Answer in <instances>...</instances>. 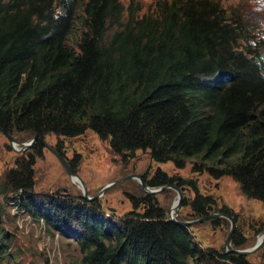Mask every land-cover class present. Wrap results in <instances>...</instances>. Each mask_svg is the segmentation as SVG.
Returning a JSON list of instances; mask_svg holds the SVG:
<instances>
[{"label":"trees","instance_id":"trees-1","mask_svg":"<svg viewBox=\"0 0 264 264\" xmlns=\"http://www.w3.org/2000/svg\"><path fill=\"white\" fill-rule=\"evenodd\" d=\"M148 1L154 11H143L140 0H0V130L38 136L4 174L0 197L22 196L19 205L55 230L77 226L71 239L83 264H250L202 248L151 195L129 196L132 211L117 222L93 208L35 198L41 139L90 130L122 157L148 151L178 170L198 158L195 172L230 177L243 196L264 202V63L245 46L250 31L239 4ZM146 183L188 185L198 218L215 204L161 170ZM4 205L0 199V259L17 264L2 228ZM232 244H243L236 231Z\"/></svg>","mask_w":264,"mask_h":264},{"label":"rangeland","instance_id":"rangeland-1","mask_svg":"<svg viewBox=\"0 0 264 264\" xmlns=\"http://www.w3.org/2000/svg\"><path fill=\"white\" fill-rule=\"evenodd\" d=\"M140 2L143 5V11L155 10L156 5L153 2L148 0H140ZM259 2L261 7H257L251 0H239V12L244 14V19L251 29L249 33L252 32L254 36L250 39L254 40L250 43L251 45L245 46L251 50H258L260 53L257 56H260L259 59L264 63V41H257L263 40L261 33L264 35L262 32L264 31V5L263 0ZM259 42L261 46H257ZM241 45L244 43L241 42ZM12 137L19 143H26L32 135L15 133ZM43 140L49 148L44 147L42 157L37 158L33 166L34 195L37 200L54 197L80 206L83 210L93 208L102 219L117 222L132 211L129 196L139 198L146 193L138 180L134 178L114 184L104 192H101L102 188L108 183L137 174L141 175L145 184L149 186L146 182L151 180L158 170H161L169 177L176 176L186 182L194 183L201 195L211 196L215 204L209 210L210 214L225 207L236 215L235 220L239 222L236 223L235 231L238 232L243 244L235 248L231 242V248L250 249L264 234V202L243 196L238 183L230 177L214 179L205 171L195 172L194 164H201L198 158H191L185 168L178 170L171 162L164 164L153 162L148 151L138 150L132 155L122 157L113 153L108 141L100 140L90 130L75 138L48 134ZM50 149L66 160L70 168L71 164L75 165L74 170L71 169L82 180L86 193L78 183L72 182L65 168ZM26 150L14 151L0 132V183L3 181L4 174L14 168L16 159L24 157ZM180 189L183 200L175 220L184 222L201 218H198L191 208L195 198L194 190L188 185ZM176 194L173 189L167 188L151 196L156 206L164 210L166 216L170 218L172 205L177 198ZM83 196H87L88 199L86 200ZM9 197H11L9 200L0 197L5 204L2 228L8 234L9 253H17V264H83L75 239H71L75 231H78L75 224H73L75 227L67 231L68 233L55 230L19 205L18 201L22 196L13 194ZM220 218L222 217L189 226L194 240L202 248H213L223 252L231 222ZM215 219H219L220 222L214 224ZM245 257L250 264H263L264 246ZM3 263L0 259V264Z\"/></svg>","mask_w":264,"mask_h":264},{"label":"water","instance_id":"water-1","mask_svg":"<svg viewBox=\"0 0 264 264\" xmlns=\"http://www.w3.org/2000/svg\"><path fill=\"white\" fill-rule=\"evenodd\" d=\"M0 132L5 136V138L10 143V146L12 147V149L14 151H16V152H21V151H24L26 149H29L32 146V144L36 141V139L38 138L37 135H33L32 138L28 142L19 143V142H17V140L14 137L9 136L7 134H4L2 130H0ZM41 141H42V143L44 144V146L46 148H49L48 145L43 140V138L41 139ZM54 154L59 159V161L62 164V166L65 168V170H66L68 176L71 178L72 182L78 183V185H80L82 187L84 193H86V189L84 187V184H83L82 180L79 178L78 174L75 173L70 168V166L68 165L66 160H64L62 157H60L57 153H54ZM129 178H134V179L138 180L139 184L141 185L142 190L146 193V195H154L155 193H160V192H162L163 190H165L167 188L173 189L177 193L176 194L177 198H176V201L174 202V204L172 205V212H171V215H170L169 219L174 221V222H176L177 224H180V225H183V226H190V225L201 223L203 221H206V220H209V219H212V218H217V217H222V218H225V219L229 220L231 222V227H230V231L228 233V236H227V238L225 240V246H224L223 252L229 251V252H233L234 254H237V255H240V256H245V255H248V254H251V253H254V252L260 250L264 246V234H263L258 239L256 244L250 249L239 250V249L231 248L232 235H233L234 230H235V222H234V219L231 216H229V215H227L225 213L214 212L213 214L203 216V217H201L199 219H196L194 221H184L183 222V221L175 220V217L177 216V214H178V212H179V210L181 208V205H182L183 194H182V191H181V189L179 187H177L175 185H172V184H166V185H163V186H160V187H156V188L153 187L151 189L149 186H147L145 184V182L142 179V176L137 174L135 176H129V177H126V178H122V179L118 180L117 182L108 183L102 188L101 192H104L108 188L113 186L114 184L120 183V182H122V181H124L126 179H129ZM83 197L86 200L88 199L87 196H83ZM210 209L211 208L209 207V210ZM172 215H173V217H172Z\"/></svg>","mask_w":264,"mask_h":264},{"label":"clouds","instance_id":"clouds-1","mask_svg":"<svg viewBox=\"0 0 264 264\" xmlns=\"http://www.w3.org/2000/svg\"><path fill=\"white\" fill-rule=\"evenodd\" d=\"M244 21H245V19H244ZM246 22V28L247 29H249V31H251V29L249 28V23L247 22V21H245ZM264 28V27H263ZM263 33H264V31H262ZM246 37H247V39H249V43H251V42H253V41H251L250 39H252L254 36H253V34H252V32L250 33V35H245ZM261 38L263 39V40H261V39H258L257 41H264V35L261 33Z\"/></svg>","mask_w":264,"mask_h":264},{"label":"flooded vegetation","instance_id":"flooded-vegetation-1","mask_svg":"<svg viewBox=\"0 0 264 264\" xmlns=\"http://www.w3.org/2000/svg\"><path fill=\"white\" fill-rule=\"evenodd\" d=\"M214 211H215V210H213V212H214ZM216 212H219V210H218V211H216ZM221 213H223V212H221ZM209 214H210V212H209ZM209 214H208V215H209ZM231 217L234 219V222H235V230H236V228H237V224H236V223H237V222H239V221H237V222H236V220H235V218H236V215H234V214H233V212H232V215H231ZM235 230H234V232H235ZM233 234H234V233H233Z\"/></svg>","mask_w":264,"mask_h":264},{"label":"bare ground","instance_id":"bare-ground-1","mask_svg":"<svg viewBox=\"0 0 264 264\" xmlns=\"http://www.w3.org/2000/svg\"><path fill=\"white\" fill-rule=\"evenodd\" d=\"M16 202V201H15ZM90 202V201H89ZM260 238V237H259Z\"/></svg>","mask_w":264,"mask_h":264}]
</instances>
